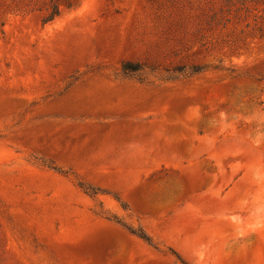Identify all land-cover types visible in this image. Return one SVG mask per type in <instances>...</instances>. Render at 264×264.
<instances>
[{
    "label": "rangeland",
    "instance_id": "rangeland-1",
    "mask_svg": "<svg viewBox=\"0 0 264 264\" xmlns=\"http://www.w3.org/2000/svg\"><path fill=\"white\" fill-rule=\"evenodd\" d=\"M238 1L0 0V264H264V0Z\"/></svg>",
    "mask_w": 264,
    "mask_h": 264
},
{
    "label": "trees",
    "instance_id": "trees-1",
    "mask_svg": "<svg viewBox=\"0 0 264 264\" xmlns=\"http://www.w3.org/2000/svg\"><path fill=\"white\" fill-rule=\"evenodd\" d=\"M255 1L256 0H239L238 2L242 4L243 6H246L248 3H253ZM65 4L67 7H71V3L66 2ZM60 15H61V4L52 2L51 6L49 7V12L47 14V17L43 20V23L47 24V23L53 22ZM123 70L127 74L128 73H138L141 71V66L128 63L124 65ZM130 232L132 235L138 237L144 242L151 244L149 237H147L144 233H137L136 231H133L131 229H130Z\"/></svg>",
    "mask_w": 264,
    "mask_h": 264
}]
</instances>
